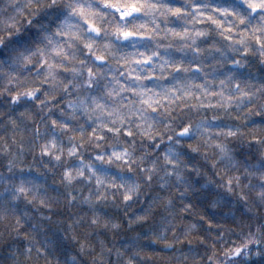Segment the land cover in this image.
Returning a JSON list of instances; mask_svg holds the SVG:
<instances>
[{"label": "clouds", "instance_id": "1", "mask_svg": "<svg viewBox=\"0 0 264 264\" xmlns=\"http://www.w3.org/2000/svg\"><path fill=\"white\" fill-rule=\"evenodd\" d=\"M0 264H264V0H0Z\"/></svg>", "mask_w": 264, "mask_h": 264}]
</instances>
